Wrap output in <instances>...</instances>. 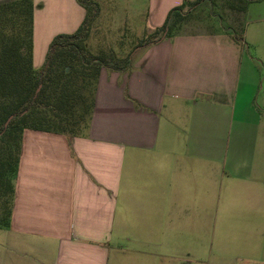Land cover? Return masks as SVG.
<instances>
[{
    "label": "crops",
    "instance_id": "crops-1",
    "mask_svg": "<svg viewBox=\"0 0 264 264\" xmlns=\"http://www.w3.org/2000/svg\"><path fill=\"white\" fill-rule=\"evenodd\" d=\"M182 2L123 4L147 7L152 34ZM32 3L37 70L85 10L76 0ZM242 22L240 43L226 31L178 34L139 47L124 71L102 68L75 136L24 130L0 264H211L212 241L236 264H264V158L227 159L249 135L264 154L248 54L264 53V0L248 4ZM232 228L233 243L216 238Z\"/></svg>",
    "mask_w": 264,
    "mask_h": 264
},
{
    "label": "trees",
    "instance_id": "trees-1",
    "mask_svg": "<svg viewBox=\"0 0 264 264\" xmlns=\"http://www.w3.org/2000/svg\"><path fill=\"white\" fill-rule=\"evenodd\" d=\"M76 1L85 10L83 22L74 33L52 39L44 64L37 70L32 67V0L0 4V199L8 207L6 216L0 218V228H9L23 131L77 135L88 121L100 70L129 68V58L95 57L85 47L98 8L91 0ZM203 1L209 0H183L137 47L176 36L185 14ZM258 1L262 0H235L231 8L243 14L248 4ZM232 36L243 42V29Z\"/></svg>",
    "mask_w": 264,
    "mask_h": 264
},
{
    "label": "rangeland",
    "instance_id": "rangeland-1",
    "mask_svg": "<svg viewBox=\"0 0 264 264\" xmlns=\"http://www.w3.org/2000/svg\"><path fill=\"white\" fill-rule=\"evenodd\" d=\"M91 1L96 4L98 11L85 41V47L95 57L106 55L108 58L110 56L122 60L129 58L131 61L136 57L137 49L141 47L137 46L150 36V33L145 29L146 23L142 16L147 7H143L142 3L129 7L123 4L126 0ZM234 2L235 0H209L196 4L185 14L184 20L179 24L175 34H203L226 31L229 34L238 36L243 27V22L242 14L231 8ZM248 54L255 58L257 65L250 82L251 84L255 83L257 86L254 100L260 109L264 111V62L259 61L260 58H264V53L260 49L255 50L250 47ZM235 126L236 122L234 120L231 131L227 135V138L232 141L235 135ZM253 143H255L254 146ZM259 143L258 136L254 137L253 140L252 135H249L244 140L241 151L235 153L233 149H228V161L231 158L241 157L244 163L249 164L255 159H263L264 154L259 151ZM226 168L229 169V165ZM7 209L8 207L4 208L2 199H0V218L6 216ZM235 218L236 215L229 221V227L234 228ZM233 228L229 231H216V238H219L222 233V238L233 243L236 232ZM211 254V264H236L238 262V259L231 255L232 253L227 254L220 251V246L216 241H212ZM222 254H224L225 259L219 261L218 259Z\"/></svg>",
    "mask_w": 264,
    "mask_h": 264
},
{
    "label": "water",
    "instance_id": "water-1",
    "mask_svg": "<svg viewBox=\"0 0 264 264\" xmlns=\"http://www.w3.org/2000/svg\"><path fill=\"white\" fill-rule=\"evenodd\" d=\"M11 119V117L8 119V121L6 122V124H5V127H6V125H7V123L9 122V120Z\"/></svg>",
    "mask_w": 264,
    "mask_h": 264
},
{
    "label": "built area",
    "instance_id": "built-area-1",
    "mask_svg": "<svg viewBox=\"0 0 264 264\" xmlns=\"http://www.w3.org/2000/svg\"><path fill=\"white\" fill-rule=\"evenodd\" d=\"M242 264H244V263H242ZM252 264V263H251Z\"/></svg>",
    "mask_w": 264,
    "mask_h": 264
}]
</instances>
